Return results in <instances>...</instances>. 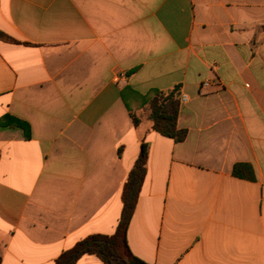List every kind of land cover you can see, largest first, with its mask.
<instances>
[{
  "label": "crops",
  "instance_id": "crops-1",
  "mask_svg": "<svg viewBox=\"0 0 264 264\" xmlns=\"http://www.w3.org/2000/svg\"><path fill=\"white\" fill-rule=\"evenodd\" d=\"M0 31V119L30 126L0 128L1 264L113 235L143 144L136 258L264 264V0H0ZM176 87L181 142L150 120L153 93Z\"/></svg>",
  "mask_w": 264,
  "mask_h": 264
},
{
  "label": "trees",
  "instance_id": "trees-1",
  "mask_svg": "<svg viewBox=\"0 0 264 264\" xmlns=\"http://www.w3.org/2000/svg\"><path fill=\"white\" fill-rule=\"evenodd\" d=\"M0 39L11 38L0 31ZM179 98V87L168 92L155 91L151 100L150 113L153 129L163 136L174 139L176 142H181L186 137V131L177 129ZM131 115L134 123L138 125L139 119L137 116L135 114ZM0 128L17 131L23 139L30 138L29 124L14 117H2ZM148 156V145L143 144L122 191L123 210L116 232L113 235L94 234L88 236L76 243L71 249L63 252L56 259V264H77L78 260L87 254L97 255L105 264H147L136 258L131 252L127 243V230L145 179ZM233 174L241 178L254 179L253 168L246 163L236 164Z\"/></svg>",
  "mask_w": 264,
  "mask_h": 264
},
{
  "label": "built area",
  "instance_id": "built-area-1",
  "mask_svg": "<svg viewBox=\"0 0 264 264\" xmlns=\"http://www.w3.org/2000/svg\"><path fill=\"white\" fill-rule=\"evenodd\" d=\"M210 70L213 74V76L211 78H207L202 82L203 86H210L214 80H217V74H216V64H211L210 66Z\"/></svg>",
  "mask_w": 264,
  "mask_h": 264
}]
</instances>
